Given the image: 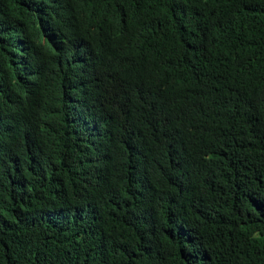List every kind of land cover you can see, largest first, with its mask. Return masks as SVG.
Returning <instances> with one entry per match:
<instances>
[{
    "label": "trees",
    "instance_id": "1",
    "mask_svg": "<svg viewBox=\"0 0 264 264\" xmlns=\"http://www.w3.org/2000/svg\"><path fill=\"white\" fill-rule=\"evenodd\" d=\"M0 264H264V0H0Z\"/></svg>",
    "mask_w": 264,
    "mask_h": 264
}]
</instances>
